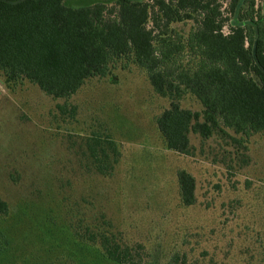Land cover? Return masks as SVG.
<instances>
[{
    "label": "rangeland",
    "instance_id": "obj_1",
    "mask_svg": "<svg viewBox=\"0 0 264 264\" xmlns=\"http://www.w3.org/2000/svg\"><path fill=\"white\" fill-rule=\"evenodd\" d=\"M216 1L230 18L226 33L234 25L229 0ZM256 9L264 25V0ZM189 24L179 27L186 32ZM180 106L202 109L190 95ZM167 107L132 64L87 80L68 99L25 80L4 84L0 74V201L7 209L0 264H118L104 256V238L138 264H168L175 255L185 264H264V136L240 145L190 134L191 153L178 154L165 148L155 124ZM104 137L118 153L107 176L89 157L92 140ZM102 148L112 162L108 145ZM180 170L195 181L189 207L180 201Z\"/></svg>",
    "mask_w": 264,
    "mask_h": 264
},
{
    "label": "trees",
    "instance_id": "obj_2",
    "mask_svg": "<svg viewBox=\"0 0 264 264\" xmlns=\"http://www.w3.org/2000/svg\"><path fill=\"white\" fill-rule=\"evenodd\" d=\"M66 1L0 0L4 84L25 80L52 99H68L87 80L111 76L117 64L122 69L132 64L168 101L155 119L167 150L189 155L190 134L240 145L252 135L264 136V25L256 0H229L234 25L226 33L230 18L216 0H112L80 7ZM186 24L185 32L179 26ZM185 95L198 101L201 111L182 108ZM92 145L96 172L110 175L118 155L114 142L95 138ZM176 179L181 204L193 205L194 178L180 170ZM6 212L0 201V215ZM101 246L112 262L138 264L106 238ZM180 260L175 255L168 264H185Z\"/></svg>",
    "mask_w": 264,
    "mask_h": 264
}]
</instances>
